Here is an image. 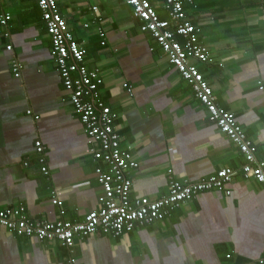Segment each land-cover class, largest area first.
<instances>
[{
	"label": "crops",
	"instance_id": "crops-1",
	"mask_svg": "<svg viewBox=\"0 0 264 264\" xmlns=\"http://www.w3.org/2000/svg\"><path fill=\"white\" fill-rule=\"evenodd\" d=\"M150 1L168 19L164 0ZM58 5L87 50L86 65L100 70L101 99L118 115L121 150L139 165L128 175L132 198L166 196L169 170L191 183L225 168L236 171L230 195L208 191L133 232L76 239L77 264H264L263 185L243 175L242 153L209 120L160 46L141 33L132 8L124 0ZM186 12L208 49L211 61L198 68L217 105L236 116L264 161V0H193ZM0 13L12 17L10 38L0 36V211L24 207L29 220L53 222L64 210V220L81 222L99 207L96 169L107 171L108 165L89 152L100 147L74 112L37 0H2ZM13 60L22 65L20 78ZM36 141L45 148L48 175L41 171ZM69 257L58 241L17 237L0 227V264H69Z\"/></svg>",
	"mask_w": 264,
	"mask_h": 264
},
{
	"label": "built area",
	"instance_id": "built-area-1",
	"mask_svg": "<svg viewBox=\"0 0 264 264\" xmlns=\"http://www.w3.org/2000/svg\"><path fill=\"white\" fill-rule=\"evenodd\" d=\"M90 1L79 0L81 3ZM124 2L132 8V16L139 23L141 33L150 35L165 53L170 65L189 83L195 97L207 110L209 120L238 147L245 160L243 175L264 187V161L257 157L256 145L248 139L236 116L217 105L212 87L198 68V63H208L211 59L208 49L199 43L198 29L188 21L186 5H192L193 0H164L163 8L167 11L168 19L160 18L150 0ZM37 3L51 38V56L64 88L70 95L74 112L86 135L100 147L99 151L91 149L89 152L96 160L106 163L108 170L96 169L102 187L99 207L87 213L83 221L73 223L64 220V210H61V219L57 221H31L26 209L17 207L0 211V227L17 237L35 238L39 242L58 241L70 253L69 264H77L73 256L76 239L88 238L98 232L119 237L164 220L201 193L219 190L225 191L226 195L231 194L229 185L236 175L232 168L222 169L209 179L197 183L181 181L169 170L166 196L158 200L132 198V181L128 175L131 170L138 169L139 165L133 155L121 150V137L115 129L118 115L101 99L103 79L100 70L90 69L86 65L87 50L70 30L59 10L58 0H37ZM90 9L93 13H99L97 5H91ZM11 20L9 14L0 13V36L10 38ZM98 21L102 22L100 18ZM98 34L105 38L101 26ZM105 45L103 42L102 46ZM7 50L11 51L12 46H8ZM12 71L16 78L21 77L22 65L18 60H13ZM123 87L129 97L134 96L132 86L125 83ZM35 150L42 173L48 175L46 152L41 141H36ZM53 203L59 204L56 199Z\"/></svg>",
	"mask_w": 264,
	"mask_h": 264
},
{
	"label": "trees",
	"instance_id": "trees-1",
	"mask_svg": "<svg viewBox=\"0 0 264 264\" xmlns=\"http://www.w3.org/2000/svg\"><path fill=\"white\" fill-rule=\"evenodd\" d=\"M157 10V8H155Z\"/></svg>",
	"mask_w": 264,
	"mask_h": 264
},
{
	"label": "rangeland",
	"instance_id": "rangeland-1",
	"mask_svg": "<svg viewBox=\"0 0 264 264\" xmlns=\"http://www.w3.org/2000/svg\"><path fill=\"white\" fill-rule=\"evenodd\" d=\"M111 13V12H110Z\"/></svg>",
	"mask_w": 264,
	"mask_h": 264
}]
</instances>
